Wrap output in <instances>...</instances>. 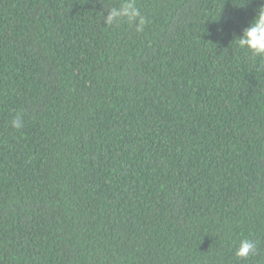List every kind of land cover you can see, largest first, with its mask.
Listing matches in <instances>:
<instances>
[{
    "label": "trees",
    "instance_id": "obj_1",
    "mask_svg": "<svg viewBox=\"0 0 264 264\" xmlns=\"http://www.w3.org/2000/svg\"><path fill=\"white\" fill-rule=\"evenodd\" d=\"M260 7L0 0V264H264Z\"/></svg>",
    "mask_w": 264,
    "mask_h": 264
},
{
    "label": "clouds",
    "instance_id": "obj_2",
    "mask_svg": "<svg viewBox=\"0 0 264 264\" xmlns=\"http://www.w3.org/2000/svg\"><path fill=\"white\" fill-rule=\"evenodd\" d=\"M126 17L130 23H134L139 18V23L136 30L143 31V26L146 21L140 16V12L131 3L125 5L120 9H112L105 17V23L108 25L117 24L121 22V18ZM238 45L241 49H247L253 56H264V7L257 10V14L249 22V26L244 29L243 34L238 36ZM12 127L20 129L23 127V117L17 114L12 119ZM257 252V244L251 239L242 238L239 240V247L236 250V256L246 259L255 255Z\"/></svg>",
    "mask_w": 264,
    "mask_h": 264
}]
</instances>
